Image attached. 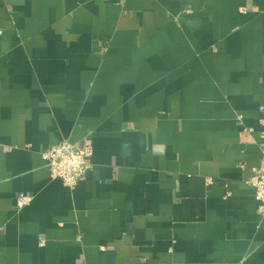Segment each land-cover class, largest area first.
I'll list each match as a JSON object with an SVG mask.
<instances>
[{
  "label": "crops",
  "instance_id": "0c3cea01",
  "mask_svg": "<svg viewBox=\"0 0 264 264\" xmlns=\"http://www.w3.org/2000/svg\"><path fill=\"white\" fill-rule=\"evenodd\" d=\"M262 119L264 0H0V264H264Z\"/></svg>",
  "mask_w": 264,
  "mask_h": 264
},
{
  "label": "built area",
  "instance_id": "2783aa9c",
  "mask_svg": "<svg viewBox=\"0 0 264 264\" xmlns=\"http://www.w3.org/2000/svg\"><path fill=\"white\" fill-rule=\"evenodd\" d=\"M249 8L242 6L241 13L248 12ZM264 124V119H262ZM252 128L248 130L251 132ZM260 148L262 151L261 162L253 168V176L249 183L255 188V199L258 202V211L264 214V130L261 132ZM94 154V143L90 136H87L80 143H72L69 140H62L48 147L42 152L43 158L47 161L51 178L61 180L64 185L75 188L83 177L91 170L90 158ZM35 196L27 193H20L16 198L17 210L29 206Z\"/></svg>",
  "mask_w": 264,
  "mask_h": 264
}]
</instances>
